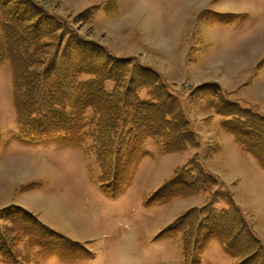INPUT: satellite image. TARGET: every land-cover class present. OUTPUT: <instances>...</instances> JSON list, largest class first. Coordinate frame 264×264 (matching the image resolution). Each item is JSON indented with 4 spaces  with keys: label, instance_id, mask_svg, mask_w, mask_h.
Returning <instances> with one entry per match:
<instances>
[{
    "label": "rangeland",
    "instance_id": "374dc122",
    "mask_svg": "<svg viewBox=\"0 0 264 264\" xmlns=\"http://www.w3.org/2000/svg\"><path fill=\"white\" fill-rule=\"evenodd\" d=\"M32 6L66 22L64 40L74 30L116 57L151 68L183 104L194 87L216 83L226 99L264 116V0H0V49L6 50V19ZM51 52L52 46L42 49L44 58ZM12 75L5 57L0 61V211L26 210L91 255L74 261L37 256L3 216L0 229L6 228L11 255L27 264H188L192 256L184 252L182 235L159 233L187 210L205 205L210 192L154 206H145L143 197L193 157L232 196L264 244V170L221 128L222 117L206 109L205 100H192L187 115L199 145L164 154L160 139L147 138V153L130 184L110 195L99 188L93 137L83 150L62 146L56 138L42 143L16 138ZM113 86L111 80L104 83L108 92ZM148 91L135 90L142 99L150 98ZM225 205L219 200L214 206ZM199 258V264L233 262L216 241Z\"/></svg>",
    "mask_w": 264,
    "mask_h": 264
},
{
    "label": "trees",
    "instance_id": "16d2710c",
    "mask_svg": "<svg viewBox=\"0 0 264 264\" xmlns=\"http://www.w3.org/2000/svg\"><path fill=\"white\" fill-rule=\"evenodd\" d=\"M32 7L6 19V50L0 49V61L6 57L12 64L19 141L42 143L56 138L62 146L83 150L87 139L93 137L100 167L99 188L117 195L130 184L146 155L147 138L160 139L164 154L199 145L187 115L192 100H205L202 105L222 117L221 128L264 170V116L226 99L216 83L194 87L183 104L151 68L116 57L74 30L68 31L64 40L61 32L66 22L46 17ZM43 39H48L49 45ZM46 46H52V52L44 58L42 49ZM132 73L138 77L132 78ZM82 74L89 79L79 80ZM107 80L114 83L109 92L104 88ZM141 87L149 88L150 98L137 95L135 90ZM89 108L93 109L91 113ZM220 188L215 176L193 157L145 195L143 204H166L174 198L210 192L205 205L187 210L159 235L174 238L181 234L184 252L192 256L188 264H199L200 254L211 241L220 245L232 264H264V244L253 234L232 196ZM219 200L226 207L214 206ZM3 216L11 232L37 256L74 261L91 255L26 210L5 208L0 211V218ZM12 250L6 228L0 229V264H27L17 254L11 255Z\"/></svg>",
    "mask_w": 264,
    "mask_h": 264
}]
</instances>
